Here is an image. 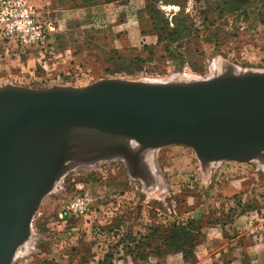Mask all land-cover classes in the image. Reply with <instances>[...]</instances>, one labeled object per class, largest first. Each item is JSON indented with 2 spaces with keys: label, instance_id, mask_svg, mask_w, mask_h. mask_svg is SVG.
Masks as SVG:
<instances>
[{
  "label": "rangeland",
  "instance_id": "rangeland-1",
  "mask_svg": "<svg viewBox=\"0 0 264 264\" xmlns=\"http://www.w3.org/2000/svg\"><path fill=\"white\" fill-rule=\"evenodd\" d=\"M32 3L36 18L52 22L55 29L43 44L33 46L0 33V86L83 87L109 77L192 81L216 76L227 66L264 71V0ZM151 11L156 20H161L158 12L170 22L175 18L173 25L183 30L179 39L159 43L164 24L156 27ZM255 161L203 166L192 148L171 145L147 157L146 179L133 177L122 158L73 168L44 198L32 222V237L13 264H97L108 252L113 264H137L126 254V245L118 243L122 234L132 232L149 238L140 243V254L146 256L140 263L189 264L181 252L165 249L164 242L184 236L181 228L188 222H193L189 234L202 237L208 228L219 233L223 214L232 206L229 218L237 228H246L249 214L264 205V161ZM81 194L90 197L89 213L65 215L68 202ZM240 199L255 207L241 214L235 209ZM230 231L240 234L232 227ZM161 252L166 256L159 258ZM196 257L193 264L200 261Z\"/></svg>",
  "mask_w": 264,
  "mask_h": 264
},
{
  "label": "water",
  "instance_id": "water-1",
  "mask_svg": "<svg viewBox=\"0 0 264 264\" xmlns=\"http://www.w3.org/2000/svg\"><path fill=\"white\" fill-rule=\"evenodd\" d=\"M171 145L192 148L203 166L264 161V71L227 66L192 81L0 86V264H13L44 198L69 170L122 158L146 179V158Z\"/></svg>",
  "mask_w": 264,
  "mask_h": 264
},
{
  "label": "built area",
  "instance_id": "built-area-1",
  "mask_svg": "<svg viewBox=\"0 0 264 264\" xmlns=\"http://www.w3.org/2000/svg\"><path fill=\"white\" fill-rule=\"evenodd\" d=\"M36 7L32 0H0V33L4 39H15L23 46L41 45L53 31L54 25L47 21L42 24L36 18ZM90 210V197L81 194L68 202L64 214L84 217ZM246 233L255 242L264 244V205L256 207L247 217ZM235 223V222H234ZM235 227L233 224L232 229Z\"/></svg>",
  "mask_w": 264,
  "mask_h": 264
},
{
  "label": "trees",
  "instance_id": "trees-1",
  "mask_svg": "<svg viewBox=\"0 0 264 264\" xmlns=\"http://www.w3.org/2000/svg\"><path fill=\"white\" fill-rule=\"evenodd\" d=\"M71 1L76 6H89V5L97 4L100 2H112L116 0H71ZM158 14H160L161 20L160 19L156 20V17L154 16L153 11L150 12V20L152 21L154 25H156V27L159 22L164 24L161 30H159L157 34L158 42L160 43L163 40L167 41L169 39H172L173 41L179 39L181 33H183V30L180 29L178 26L173 25L177 20L174 18L170 22L168 21V19L165 18L163 13L158 12ZM186 17H187L186 19H189L188 16ZM184 31H186L187 33H190V30L187 29L186 27L184 28ZM235 202L237 203V206H238L235 209L240 208L242 211L241 214H244L245 212H247V210L250 209L251 207H255V205L249 204L247 201L244 202L241 199L238 201L236 200ZM232 207L230 208V211L228 213L223 214V219L220 222V225H221L220 227L222 228L225 234L228 232V229L231 230V227L234 224V221L231 220L232 218H229V213L234 211V208ZM236 214L239 215V213H236ZM189 224H193V222L192 223L188 222L187 225L181 228L185 232L184 236L178 237L176 239L172 238L174 235L170 236L167 240V243L164 242L163 247L168 250L169 249L173 250L172 252H175V251L181 252L183 254V258L187 262H189V264H193L197 259L195 250L198 244L200 242H203L205 238V234H203L202 237L196 234H189V231L191 228L189 227ZM122 237L118 243L126 245L127 247L126 254L133 261L137 262V264H142L140 262L144 261L146 256H143V254H140V250H139L140 243L147 242L149 238H146V236H140L139 232L138 233L132 232L131 234H129V236H127L130 239L129 241H126L127 237H124L123 234H122ZM165 253L166 252H161L159 255L157 253V255L159 256V258H163L166 256ZM113 258H114L113 255L108 252L105 254V256L101 260L97 262V264H113V260H114Z\"/></svg>",
  "mask_w": 264,
  "mask_h": 264
},
{
  "label": "crops",
  "instance_id": "crops-1",
  "mask_svg": "<svg viewBox=\"0 0 264 264\" xmlns=\"http://www.w3.org/2000/svg\"><path fill=\"white\" fill-rule=\"evenodd\" d=\"M234 225L232 230L238 231L239 235H231L229 229L225 234L221 227L219 233L215 228L207 229L202 245L196 251L198 264H211V261L215 264H264V244L245 238L244 232L239 230L241 227L237 228V223ZM240 246H244L242 252Z\"/></svg>",
  "mask_w": 264,
  "mask_h": 264
},
{
  "label": "bare ground",
  "instance_id": "bare-ground-1",
  "mask_svg": "<svg viewBox=\"0 0 264 264\" xmlns=\"http://www.w3.org/2000/svg\"><path fill=\"white\" fill-rule=\"evenodd\" d=\"M132 148L134 149V150H136L137 149V146L136 145H132ZM147 159V158H146Z\"/></svg>",
  "mask_w": 264,
  "mask_h": 264
}]
</instances>
